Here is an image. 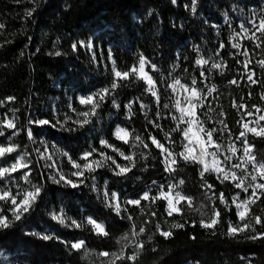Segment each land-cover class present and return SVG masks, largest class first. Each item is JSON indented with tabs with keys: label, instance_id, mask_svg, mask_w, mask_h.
I'll return each mask as SVG.
<instances>
[{
	"label": "trees",
	"instance_id": "trees-1",
	"mask_svg": "<svg viewBox=\"0 0 264 264\" xmlns=\"http://www.w3.org/2000/svg\"><path fill=\"white\" fill-rule=\"evenodd\" d=\"M28 9L31 16L26 15ZM261 19L264 0H197L195 12L191 0H0V145H16L12 153L0 156V167L11 166L19 157L26 168L6 174L12 177L7 181L11 189L37 182L46 189L26 214L27 222L0 241V264H124L118 259L121 250L137 254L126 264H264V237L256 235L264 231V222H257L258 217L264 221V196L254 198L241 218L233 202L239 191L234 181L217 179L215 171L177 157L171 176L186 198L180 210L170 214L154 188L169 174L163 171L161 150L148 139L155 136L177 154L183 149L185 124L174 119L180 116L177 91L195 86L202 98L198 116L216 129V141L242 150L237 137L249 118L246 113L264 109ZM90 39L95 44L103 41V49L80 46L79 41ZM109 46L119 71L136 65L140 53L157 65L155 71L149 66L155 96L136 74L114 77ZM201 58L207 63L197 65ZM114 81L117 88L105 94L95 112L91 105L79 103V95L99 93ZM85 112L87 122L76 123ZM30 118L48 119L57 127L30 124ZM4 119H11L14 128H7ZM62 123L74 130L60 128ZM117 125L128 130L126 140L115 135ZM245 135L254 158L264 161V136L248 131ZM100 139L108 143L101 145ZM37 148L46 149L44 155L69 178H74V165L65 152L83 164L87 160L81 153L96 149L89 159L107 161V166L91 174L84 169L85 183L77 189L62 187L42 179L48 169ZM108 157L129 171L113 172ZM145 190L150 193L147 199L141 198L138 205L126 203ZM113 191L119 193V214L113 210ZM217 212L215 224H201ZM88 217L102 222L105 231L98 232ZM245 224L242 231L229 234V226ZM141 226L144 233L139 232ZM163 231L171 235L164 237ZM133 239H142L143 246L137 247ZM79 241L80 248H74Z\"/></svg>",
	"mask_w": 264,
	"mask_h": 264
},
{
	"label": "snow or ice",
	"instance_id": "snow-or-ice-1",
	"mask_svg": "<svg viewBox=\"0 0 264 264\" xmlns=\"http://www.w3.org/2000/svg\"><path fill=\"white\" fill-rule=\"evenodd\" d=\"M172 3L175 4L176 0H172ZM192 3V11H196V4L197 0H191ZM26 15L31 16L32 15V9H28L26 12ZM254 16V14H253ZM259 30L264 31V19H261L259 22ZM241 27L243 28V23H241ZM247 31V30H245ZM103 41H100L99 44L93 43V40H81L79 41L80 46L85 47L89 50H93L96 47H100L103 49ZM73 49L77 47V45L74 43L72 45ZM224 45L223 43L220 44V48L223 49ZM93 55V62L96 60L95 56V51L92 53ZM177 56H179V53H177ZM107 59L111 61L112 63V73L115 78H126L129 76L130 72L132 74H137L143 78L144 81H146L148 91H152V87L154 85V79L153 77L149 74V72L146 70V66H150V68L155 71L157 69V65L153 63L147 56H145L143 53L139 54L138 58V69L136 65H132L128 71H119L116 69V60L114 58V55L111 50V46L108 48V57ZM187 59V57H185ZM197 65H201L204 63H207V61L201 59H197L195 61ZM223 63V61H221ZM216 67H219L220 65L217 64L215 65ZM204 75V72L201 71V76ZM249 80L251 81V76H249ZM193 85H195V80H193ZM117 88V84L114 81L111 83L109 87H104L100 89L99 93H89V94H81L78 97L79 103L82 105H91L92 106V111L95 112L96 106H98L104 99H106V93H109L110 89L115 90ZM211 90V89H210ZM152 95L155 96L156 93L152 92ZM191 96L192 97H197V89L195 86L192 87L191 89ZM95 99V104H93V101ZM8 100H13L14 97H7ZM202 102V98H198ZM0 103H3V101H0ZM113 104L116 103L115 100L112 101ZM167 107V105H165ZM176 107L180 111V116L179 118L174 117V119L183 120L185 124L187 125L186 127L183 128L182 130V136L186 141H194L195 143L199 144V150L195 151L193 147H189L187 144H185V149H182L178 154L175 153L174 151L170 150V148H165L159 140L156 139L155 136H149L148 139L151 140L152 144L155 145L156 148L160 149V156H161V163L163 164V171L169 175H172L175 172V160L177 157L183 159L184 161H189L193 164H199L203 166L204 170H207L209 172L215 171L217 173V179H223V180H228L231 178L234 182L237 180L236 173L233 171L231 173V176H229V172L227 168H222L220 167V162L218 159V150L220 145L216 144V141L213 139V135L216 132V129L213 128H205L203 123L196 122L195 126L197 128L196 132H193V124L196 121V112H195V104H189L187 109L181 108L180 104L177 103ZM255 108L256 106L253 105ZM186 113V115H185ZM247 115H252V113H246ZM84 119L78 120L76 123L83 125L84 123L87 122L88 118V113L85 112L84 114ZM157 115L159 116V110H157ZM261 121H264V115L260 116L259 118ZM4 125H7V128L12 129L14 128V123L11 119H4L2 121ZM30 124H34L37 126H45V125H50L52 128H56L57 125L53 124L50 120L44 119V118H30L29 119ZM158 127V125H157ZM60 128L65 129L66 131H73L74 129L66 127V124H60ZM246 129L248 132L254 133L256 135L264 136V127L261 126H256V127H251L247 121H245L241 125V130L239 132V136L237 137L238 140H240L243 144L244 147V152L247 153L248 149L251 147V145L248 143L245 131ZM19 129H17L18 131ZM222 132L223 129H220ZM123 133V134H121ZM201 133L206 136V140L203 138ZM27 135L29 138L33 137V130L29 128ZM116 135L119 136L120 140H125L127 137V131L125 129H122L117 126V132ZM135 140L138 142L142 143L143 147H147L146 144H143L141 137L136 136ZM99 143L101 145H105L108 142L105 139H100ZM208 145H216L217 151H208ZM111 147V145H108ZM16 147L14 144H8L7 146L0 145V156H4V154L7 153H12L13 149ZM46 151V149L44 150ZM44 151H41V149L37 148V156L43 157V159L46 161V163L43 165V167L48 169V174L46 177L42 176V179L50 180L56 185L60 186H67L71 189H77L81 185L85 183V172L84 169H87L89 174L95 171L96 168L104 167L107 166V161H104V163H100L98 161H93L89 159L92 155V152L96 151V149H92L91 151H83L81 153V156L87 160L86 163L83 164H78L76 160L72 159V156L70 152H65L63 153L64 155H67L68 158L71 160L72 164L74 165V169L71 173V176L74 178H69L68 175H66L61 168L57 166V163L54 159H52L50 156H45ZM119 151V149H118ZM195 152V154H193ZM231 152L234 154L236 153V148L232 147ZM99 155L101 157L104 156L103 152H100ZM121 156H124L125 154L123 152H120ZM206 157H211L212 158V166L209 168L208 166V161ZM108 160H112L111 157L107 158ZM127 159V158H126ZM227 159V157H226ZM241 159H243L241 157ZM248 161H250L253 165V170L258 171L259 175L261 178H264V164L256 165V162L252 159L251 155H248ZM29 162H31V159H29ZM39 163V161H37ZM93 164H95V168H93ZM112 164L115 165L113 168V172H117L119 174L122 173H127L129 171V167L127 165H120L116 164L115 160H112ZM241 167H243L241 165ZM18 168H26V165L22 163L21 159L17 157L14 161V163L11 164V166L8 167H0V241H3L6 237L11 236L14 232L18 230L19 227H21L23 224H25L28 220V216L26 214L30 213L31 208L34 206L35 202L42 197V195L45 192V185L42 182H37L36 184H31V185H17L16 190L13 191L11 189V185L7 183V181H10L12 177L10 174L15 172ZM30 171V169L28 170ZM222 174V175H221ZM19 175V174H18ZM201 175H204V172H201ZM25 176L27 177V171L25 172ZM93 183L95 182V176H92ZM252 182L250 184L251 187V193L246 195L243 200H239V195L240 193H235L233 196V202L236 203L237 209H238V215L243 218L245 216L244 211H240V206L246 205L250 200H253L254 198H259L260 196H264V180H258L257 176L255 174L252 175L251 178ZM155 183V182H153ZM163 187V186H161ZM205 187H211V185H208L207 182H205ZM237 188H241L243 192L248 193V186H245L243 183V180L241 179L239 183L236 184ZM172 188L173 186L171 184L168 185V192L165 191H160L158 192V195L161 197H164L167 199L168 202V208L170 209V214L171 212H178L179 208L176 207V202L178 199H183V197L180 196V193H176L175 197L171 195L172 193ZM107 195V193H106ZM112 197L116 198L118 197V193L113 191L112 192ZM150 193L149 191L145 190L143 191L139 197L137 198H131L129 197L126 201L127 204L130 205H138L140 203V199L144 198L147 199L149 197ZM220 200L223 202L224 201V195L223 193L220 194ZM113 210L119 214L122 211V208L117 201V203L114 205ZM219 213L217 212L212 219L206 224L205 221L201 220V224L208 226L211 224L216 223V216H218ZM89 221L91 224L95 225V228L98 231H104V229L101 228V225L93 218V217H88ZM129 219H131L129 217ZM257 222L261 223L264 221H261V218H257ZM76 222L73 221V224ZM178 227H183V225H178ZM243 227H247V225H242V227H233L229 226L228 232L229 234H234L237 232L242 231ZM140 233L145 232L144 227L139 228ZM25 235H29L30 233L28 231H25ZM106 234V233H105ZM162 235L164 237H168L171 235V232L169 231H163ZM257 236L264 237V231L257 232ZM133 236L135 234L133 233ZM43 239L47 240L50 239L51 237L48 235H43ZM57 239H60V237H56ZM255 238V237H253ZM126 240L128 239L127 237L125 238ZM151 239V237H149ZM83 241L80 242H75L73 243L74 248H80L81 244ZM132 243L136 244L137 247H142L144 244V241L142 239H139V242L137 243L136 239L132 240ZM107 255V253H106ZM136 252H133L131 255H125L123 251L121 250V256L118 257V259L122 260L124 264L128 260L135 261L136 259ZM249 264H251V261H249Z\"/></svg>",
	"mask_w": 264,
	"mask_h": 264
},
{
	"label": "rangeland",
	"instance_id": "rangeland-1",
	"mask_svg": "<svg viewBox=\"0 0 264 264\" xmlns=\"http://www.w3.org/2000/svg\"><path fill=\"white\" fill-rule=\"evenodd\" d=\"M136 67L138 69L139 65L138 63L136 64ZM146 70L149 72V74L151 75L150 71H149V66H146ZM138 77H140L138 75V73L136 74ZM152 76V75H151ZM142 78V77H140ZM143 79V78H142ZM146 82V81H145ZM151 92H155L157 93L156 91V86H155V82H154V85L152 87V91ZM199 98V93L197 91V97H192L191 96V88H188V87H182L180 88L178 91H177V98H176V101L177 103L180 104V107L181 108H185L187 109L188 105L191 103V104H195L196 107H195V112H196V121L194 122L193 124V132H196L197 131V128L195 126V123L196 122H200V123H203L204 122L200 119V117L198 116V107L201 105V101L198 100ZM186 115V113H185ZM264 115V109H257L256 112L252 113V115H249V118L245 121H247L249 123V125L251 127H256V126H261V127H264V121H261L259 118L260 116ZM183 121V120H182ZM244 121V122H245ZM183 123L185 124V122L183 121ZM118 126V125H117ZM117 126L115 128V135H116V132H117ZM187 125L185 124V127ZM120 128L122 129H125L127 131V137L126 139L129 137V132L128 130L122 126V125H119ZM204 127L205 128H208L205 124H204ZM244 131L246 132L247 130L244 129ZM123 134V133H121ZM201 135L203 136V138L206 140V136H204L203 133H201ZM117 136V135H116ZM119 138V136H117ZM125 139V140H126ZM213 139L216 141L214 135H213ZM185 140V139H184ZM185 144H187L189 147H193L195 149V151H198L199 150V144L195 143L194 141H186L184 142V147L183 149H185ZM216 144L220 145V143H218L216 141ZM231 148L232 147H229V148H225L224 146L220 145L219 147V150H218V159H219V162H220V167L222 168H227L228 169V172H229V176H231V173L234 171L236 173V177H237V180L235 181V183H239L240 180L242 179L243 180V183L245 186H248V193H245L243 192V190L241 188H239V191L238 193H240L239 195V200H243L244 197L248 194L251 193V187H250V184L252 182L251 178H252V175L255 174L257 176V179L258 180H263L264 178H261L260 175H259V172L258 171H254L253 170V165L250 161H248V155H251L252 156V159L256 162V165H260V164H264V161H258L254 158V155L252 153V148L250 147L248 149V152L245 153L244 152V147L242 148V150H238L236 149V153H232L231 152ZM208 151H217L216 149V145H208ZM238 151H242L241 153L238 152ZM195 154V152L193 153ZM227 157V159H226ZM241 157L243 159H241ZM207 161H208V165L209 166H212V158L211 157H206ZM176 161V160H175ZM241 165L243 167H241ZM222 175V174H221ZM230 180H232L231 178H229ZM233 181V180H232ZM171 184L173 186L172 188V193L171 195L173 197H175L176 193H180V196L183 197V199H178L177 202H176V207L179 208V205L181 203V201H183L186 197L185 195L182 193V191L180 190V187H179V183L174 180V178L169 175L168 178L164 181V182H161V183H158L155 185V190L157 191V195H158V192L160 191H165V192H168V185ZM163 186V187H161ZM14 191V190H13ZM118 193V192H117ZM119 194V193H118ZM158 197H161L158 195ZM161 198H164V197H161ZM165 199V198H164ZM115 200V204L117 203V201L119 202V195L118 197L114 198ZM254 200V199H253ZM253 200H250L246 205H241L240 206V211H244L245 212V215L248 213L249 211V206L251 204V202ZM166 201V207H167V211L168 213H170V209L168 208V202H167V199H165ZM235 203V202H234ZM120 204V202H119ZM236 205V203H235ZM237 208V206H236ZM180 210V209H179ZM237 212H238V209H237ZM173 213V212H171ZM240 217V216H239ZM245 217V216H244ZM97 221V220H96ZM100 225H101V228L104 229L105 231V226L102 222L100 221H97ZM93 225V224H92ZM93 227L95 228V225H93ZM96 229V228H95ZM97 230V229H96ZM98 231V230H97ZM104 231H98V232H104ZM80 242V241H79Z\"/></svg>",
	"mask_w": 264,
	"mask_h": 264
}]
</instances>
